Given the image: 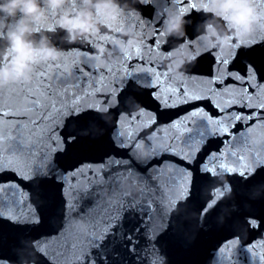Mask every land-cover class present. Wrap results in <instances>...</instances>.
Returning a JSON list of instances; mask_svg holds the SVG:
<instances>
[{
	"label": "snow or ice",
	"instance_id": "snow-or-ice-1",
	"mask_svg": "<svg viewBox=\"0 0 264 264\" xmlns=\"http://www.w3.org/2000/svg\"><path fill=\"white\" fill-rule=\"evenodd\" d=\"M175 2L181 5L179 11L182 13L199 9L198 0ZM154 3L155 0H145L143 5L151 8ZM254 3L264 16V0H255ZM137 23L142 25L143 21L137 18ZM148 37L147 41L142 40L132 47L124 56L125 60L131 59L133 52L143 59L142 51L149 44L155 46L159 57L163 38L159 27H152ZM260 37L259 40L250 38L247 46L230 53L231 61L218 59L219 65L227 67L213 71L209 66L207 78L192 75L202 74L204 70L190 67L188 79L201 85L198 91L184 88L181 94L176 88L161 89L159 77L165 74L155 70H150L149 75L150 79H155L143 88L136 74L144 69L128 65L119 75L111 67L90 63L91 56L86 60L65 59L51 71L46 65H41L30 81L0 87V200L23 205L27 199L33 228H47L51 233H59L64 226L63 214L61 222L54 223L55 215L45 211L54 206V201L48 199L46 193L56 188L58 179L63 182L65 174L69 178L83 174L82 165L76 167L66 162L88 148L100 153L99 165H88L89 172L104 175L120 170L128 172L141 184L144 196L143 202L118 197L111 212L101 220L99 234H90V247L118 246L127 235L123 231L125 224L132 221H135L136 230L148 232V239L154 243L170 235L176 236L179 226L188 223L182 209L189 203L202 217L210 216L224 193L218 189L208 202L195 200V191L208 177L222 172L242 185L264 178V31ZM148 51L152 52L153 48L149 47ZM149 62L154 63V60ZM102 68L107 69V77L100 73ZM93 73L99 75L94 78ZM106 80L107 88L94 87L98 83L103 85ZM117 87L120 88L118 95L122 97L123 105L132 96L136 105L144 106L124 105V114L106 124L100 136H79L71 131L57 135L56 129L62 127L61 121H64L63 128L68 129L73 120L79 121L99 112V104L87 103L89 96L97 93L112 96L117 94ZM223 96L228 99L222 102L217 99ZM148 102L158 109H173L185 104L191 106L185 115L171 120L168 125L176 133L171 137V143L152 146L158 121L154 113L147 112ZM197 102L210 105L212 111H206ZM257 130L259 138L254 135ZM216 138H222L220 142L225 147L215 152L208 151L202 157L200 153ZM70 167L75 170L69 172ZM57 169L61 172L57 173ZM21 183L31 191L17 199V193H22ZM165 191L168 192L166 201L161 198ZM64 203L66 199L62 197L61 204ZM145 207L154 213L147 224L142 218V215H148L144 212ZM162 210L168 221L166 227L159 219ZM5 223L15 226L19 217L11 209L0 211V230ZM141 224H145L143 229ZM262 226L264 215H246V229L258 230ZM34 243L50 264H57V260L47 256L39 241ZM128 243H131L130 239ZM257 249H260L259 253ZM241 251L247 264H264V240L249 241L245 245L235 232L232 239L216 245L214 264H242L238 255ZM56 255L63 264H90L94 259L83 247L77 250L75 246L68 245ZM14 260V246L6 245L0 232V264H13Z\"/></svg>",
	"mask_w": 264,
	"mask_h": 264
},
{
	"label": "water",
	"instance_id": "water-1",
	"mask_svg": "<svg viewBox=\"0 0 264 264\" xmlns=\"http://www.w3.org/2000/svg\"><path fill=\"white\" fill-rule=\"evenodd\" d=\"M135 7L138 12L133 13L135 15L128 14L122 17L120 24L121 26L135 25L141 34V39L147 41L152 27H159L157 20L162 18V14L166 11L179 10L181 5L177 4L175 0H155L151 8H146L143 4H136ZM257 9L260 12V9ZM137 18L143 21L142 25L137 23ZM187 18L193 21L192 24L187 26V39L196 45L197 33L195 24L203 18V14L199 10H192L188 12ZM262 31L264 29L257 27L253 37L259 40ZM62 35L63 33L52 35L53 41L60 44L66 50L64 56L57 63L65 59L69 61L72 59L86 60L88 56H91L92 49L90 47L61 43L59 37ZM175 43L174 39H168L165 42L164 38H162L159 57L156 56L155 46L149 44L142 51L143 59L133 52L131 53V59L125 60L124 56H122L110 67L114 73L119 75H122L123 68L128 65L144 69L145 71L136 74L138 76V83L143 88L151 85L155 78H149L150 70H155L158 73L165 74V76L159 77L161 89L176 88L181 91V94L184 88L198 91L201 85L188 79V72L183 77L177 79L174 76H169L163 69L160 62L161 56L168 53ZM149 47L153 48L152 52L148 51ZM218 59H228L231 61L232 57L227 52H211L197 46V58L189 68L196 67L204 71L202 74L193 73L192 75L198 78L202 75L203 78H207L209 66H211L213 71L218 67L221 69L222 67H227L226 65H219ZM150 60H154V63H150ZM90 63H96L94 58ZM85 70L87 71L88 69ZM130 70L131 68H129ZM100 73L105 77L108 76L106 68H102ZM98 75L99 73H93L94 78ZM108 86V81L106 80L103 85L98 83L94 87L107 88ZM111 86L115 87V84ZM161 89H158V91ZM119 92L120 88L117 87V94L112 96H106L103 93L89 96L87 98L88 104H99L100 107H106L108 109L107 113L102 114L98 112L79 121L73 120L68 129L63 128L64 121H61L62 127L56 129L57 135H62L64 131H71L79 136H100L103 134L106 124H110L114 119L124 114V105L129 107L144 106L141 104L136 105L135 98L132 96H129L123 105L121 103L122 97L118 95ZM217 99L222 102L228 99V97H217ZM106 100L108 101L107 103H105ZM144 100L148 101L146 95L144 96ZM175 102L178 103V101ZM197 103L198 106L205 107L206 111H212L210 105L201 102ZM190 107V105L185 104L173 109H158L155 104L147 103V112L149 114L154 113L158 121L156 129H154L155 135L152 146L158 147L163 143L172 142L171 137L176 133L168 125L171 120L185 115L190 110ZM144 119L146 120L147 116ZM254 135L256 138H259V130ZM221 139L216 138L209 143L200 155L203 157L208 151L215 152L220 148H224L225 145L220 142ZM99 156L100 153L98 151L84 148L79 155L75 156L71 161L66 162L74 164L76 167H81L82 165L83 174H77L75 178H69L65 174L64 181L62 182L58 179L56 181V188L46 193L47 198L54 201V206L45 210L47 214L55 215L54 223L59 224L63 214L64 226L60 229L59 233H51L50 229L47 228H33L31 218L28 215L29 201L27 199L24 200L23 205L11 200H0V211L11 209L19 217L17 225L12 226L5 223L2 230H0L3 242L6 245L14 246L15 260L13 264H19L21 260L31 262L33 259L35 260V264H50L49 259H46L44 255H41L32 247L33 242L36 241H39L41 247L45 248L48 257L57 260V264H63L62 259L57 257L56 254L64 251L66 245L75 246L77 250L82 247L88 250L94 257L90 264H147V258L152 256L157 250L167 258V264H214L213 252L216 245L222 241L232 239L233 232L241 238V243L245 245L249 241L255 243L256 241L264 240V226L258 230L245 228V219L248 213H252L253 216L264 215V178H257L247 185H242L231 180L227 174L217 172V174L224 176L229 182L231 191L224 194L222 201L210 216L203 217L201 220L202 214L189 203L182 209L183 214L187 216L188 223L179 226L176 236L170 235L154 243L148 239L149 233L137 231L135 221H132L125 224L123 231L127 235L119 242L118 246L114 247L112 244H108L102 249L90 247L92 244L90 234H99L101 220L106 214L111 212L118 197H128L139 202H143L144 200L141 184L128 172L120 170L109 175L99 172L95 174L89 172L88 165H92L93 167L99 165ZM74 170L75 168H68L69 172ZM60 172L61 169H57V173ZM217 174L208 177L198 186V189L194 193L195 200L205 203L214 198L217 188L223 191V181L217 177ZM125 178H128L129 182H135V188L131 195L126 194L125 190L121 187V182ZM21 189L22 193H17V199L23 198L31 191L24 183H21ZM62 197L66 199V203L63 205L61 204ZM167 197V191L161 194L163 200L166 201ZM144 212H148V215H142L143 221L147 224L149 217L153 216L154 213L147 207L144 208ZM159 219L160 222L167 220V217L163 215V210ZM77 220L83 221L87 225L86 234L81 233L75 227V221ZM145 224H141L140 228L143 229ZM45 232L50 233V235H42ZM129 239L131 243H128ZM256 251L259 253L260 249ZM238 255L242 264H247L245 254L241 251Z\"/></svg>",
	"mask_w": 264,
	"mask_h": 264
},
{
	"label": "clouds",
	"instance_id": "clouds-1",
	"mask_svg": "<svg viewBox=\"0 0 264 264\" xmlns=\"http://www.w3.org/2000/svg\"><path fill=\"white\" fill-rule=\"evenodd\" d=\"M143 3L145 0H0V87L30 81L41 65L51 71L66 51L52 39L58 33H63L61 43L90 47V55L101 66L114 65L142 41L135 25L121 26L120 21L137 13L135 5ZM198 3L203 18L195 24L196 45L187 39V26L193 23L188 13L166 11L157 20L164 41H176L160 59L169 76L181 78L188 72L197 58V46L230 54L247 46L257 27L264 29V16L254 0ZM98 111L104 114L108 109L101 107ZM217 177L223 181L222 192H230L226 178L220 174ZM121 187L131 195L135 182L125 178ZM161 223L167 226V220ZM75 227L87 233L83 221H75ZM32 247L39 252L34 242ZM19 264H35V260H21ZM147 264H167V258L157 250L147 258Z\"/></svg>",
	"mask_w": 264,
	"mask_h": 264
}]
</instances>
